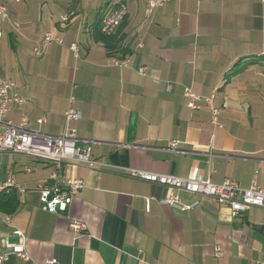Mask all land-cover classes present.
Masks as SVG:
<instances>
[{
  "label": "crops",
  "instance_id": "1",
  "mask_svg": "<svg viewBox=\"0 0 264 264\" xmlns=\"http://www.w3.org/2000/svg\"><path fill=\"white\" fill-rule=\"evenodd\" d=\"M122 1L126 17L106 37L100 22L109 0H0L9 13L0 18V75L26 99L11 105L5 122L17 126L26 117L28 129L53 137L75 129L78 145L90 143L92 158L110 165L104 171L65 166L83 188L59 214L42 209L38 190L54 166L2 153L0 203L11 198L19 205L11 214L0 208V251L6 240L18 242L13 232L19 230L29 255L4 264L264 263V207L233 216L212 198L181 193L182 204L194 207L180 211L160 204L164 187L124 171L216 184L232 179L242 188L256 182L264 190V4L173 0L146 20L149 0ZM50 30L63 45L51 44L37 57L33 49ZM114 59L130 65L114 66ZM185 89L204 97L216 91L217 108L227 101L221 129L212 126L205 105L187 107ZM71 95L82 117L67 127ZM10 176L23 192L4 186ZM74 221L87 226L83 235L72 233Z\"/></svg>",
  "mask_w": 264,
  "mask_h": 264
},
{
  "label": "built area",
  "instance_id": "2",
  "mask_svg": "<svg viewBox=\"0 0 264 264\" xmlns=\"http://www.w3.org/2000/svg\"><path fill=\"white\" fill-rule=\"evenodd\" d=\"M12 1L19 2L20 0ZM109 1L111 9L102 15L100 22L102 34L108 37L117 31L127 14L126 5L122 0ZM171 1L173 0H149L145 11L146 20L152 17L157 8L163 7ZM260 1L264 4V0ZM0 18H9L8 10L3 5H0ZM68 18L66 16L63 19L66 21ZM2 36L3 33L0 30V39ZM63 42L62 37L55 35L50 30L44 33L33 52L37 57H41L47 46L51 44L63 45ZM71 49L78 52L76 44H72ZM113 65L129 67L130 60L114 59ZM138 73L144 75L145 68H138ZM184 95L187 98V107L192 110H200L202 104L205 105L211 110L210 120L212 126L215 129L223 127L220 115L228 107V103L224 101L220 108L215 107L216 91L210 96L204 97L192 92L190 89H185ZM24 103H26V99L19 96L16 83L0 76V156L2 153L26 155L54 166L55 171L51 174L50 181L41 184L38 188L41 195L42 209L50 213L65 214L75 195L83 188V182L79 179L68 177L64 173L63 168L65 166H84L91 170L104 171L110 165L104 161L92 158L90 143L83 147L78 145L79 139L75 129L68 128V131L62 136L53 137L28 129V119L26 117H22L17 126L10 122H5V118L11 110V105H22ZM81 117L82 112L76 108V98L71 95L69 108L65 112L66 126L68 127L72 121L80 120ZM37 122L42 124L45 119L40 118ZM170 145L172 149H176L178 143L173 141ZM124 171L125 175L131 179L164 187L166 194L159 200L160 204L180 211H187L194 207V205L182 204L181 193L212 198L219 206L228 208L233 216H237L254 207H264V190L256 182H253L248 188H242L232 179H226L222 183L216 184L209 179H188L135 168H126ZM4 186L21 192L24 191L12 176L8 178ZM1 189L0 187V192ZM146 208L150 209V200L146 201ZM4 222L6 225H10L11 216H6ZM70 229L74 235L80 236L87 231V226L84 223L74 221L70 224ZM13 234L18 237V242L5 241V250L0 251V264L6 263L13 256L24 260L29 259L24 234L19 230H15ZM216 255L223 257L224 253L218 249ZM44 264H57V261L56 259H51Z\"/></svg>",
  "mask_w": 264,
  "mask_h": 264
},
{
  "label": "trees",
  "instance_id": "3",
  "mask_svg": "<svg viewBox=\"0 0 264 264\" xmlns=\"http://www.w3.org/2000/svg\"><path fill=\"white\" fill-rule=\"evenodd\" d=\"M106 37H108V36H106ZM18 205H19V203L15 199L5 198L4 201L0 203V208L2 210H4L6 212V214H11V213L15 212V210L18 208Z\"/></svg>",
  "mask_w": 264,
  "mask_h": 264
},
{
  "label": "rangeland",
  "instance_id": "4",
  "mask_svg": "<svg viewBox=\"0 0 264 264\" xmlns=\"http://www.w3.org/2000/svg\"><path fill=\"white\" fill-rule=\"evenodd\" d=\"M0 76H2V75H0ZM3 77V76H2ZM3 78H5V77H3Z\"/></svg>",
  "mask_w": 264,
  "mask_h": 264
}]
</instances>
